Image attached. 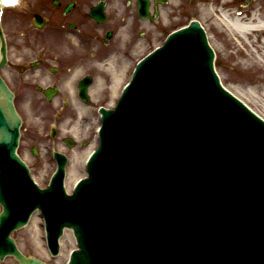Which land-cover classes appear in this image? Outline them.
<instances>
[{"label": "water", "instance_id": "water-1", "mask_svg": "<svg viewBox=\"0 0 264 264\" xmlns=\"http://www.w3.org/2000/svg\"><path fill=\"white\" fill-rule=\"evenodd\" d=\"M214 61L198 22L142 61L118 107L101 108V144L72 194L66 155L44 189L18 156L22 121L0 85V260L47 264L11 237L40 210L54 256L73 230L68 264H264V121Z\"/></svg>", "mask_w": 264, "mask_h": 264}, {"label": "flooded vegetation", "instance_id": "flooded-vegetation-1", "mask_svg": "<svg viewBox=\"0 0 264 264\" xmlns=\"http://www.w3.org/2000/svg\"><path fill=\"white\" fill-rule=\"evenodd\" d=\"M0 4V64L4 43L7 49L0 76L14 93L23 120L21 143L39 155L52 149L42 148L49 139L56 140L57 150L85 152L92 139L85 138L84 126L94 117L87 120L84 108L95 102L100 108L107 98L98 97L99 92L119 88L129 74V59L156 48L182 26L199 21L212 36V21L205 15L208 7L219 12L238 7L241 19L255 21L257 27L247 38L255 44L264 71V0H143L142 16L140 0ZM81 89L87 91L86 98ZM94 125L88 126L91 137L97 134ZM64 126L71 134L60 137Z\"/></svg>", "mask_w": 264, "mask_h": 264}, {"label": "rangeland", "instance_id": "rangeland-1", "mask_svg": "<svg viewBox=\"0 0 264 264\" xmlns=\"http://www.w3.org/2000/svg\"><path fill=\"white\" fill-rule=\"evenodd\" d=\"M231 2L232 0H229V4ZM169 9L170 8H168V10ZM224 11H229L228 13H230L231 16L241 17L238 7L229 6V9L225 7ZM205 15L212 21L214 34L211 37V43L219 55L220 66L217 67V71L219 72L224 85L264 118V71L262 70L260 62L258 63L259 57L255 44L251 40L244 39L236 32L224 27L219 20V10L216 7L206 8ZM148 52L149 51L141 50L138 55L129 59V79L138 61ZM119 90L120 87L112 92L101 91L99 92L98 97H102V99L107 98L106 102L102 103L105 107H115L117 96L121 93ZM97 107L98 105H96V102L93 103V105L89 107V110L92 111V113H89L88 115L86 113L85 115L87 116V120H91L92 117H94L92 121L86 123V126H84L86 131H84L85 138L88 137L89 139H92L89 148L85 150V152H82L79 149L70 152L67 149L63 150L65 153H68L70 158L66 179V189L69 193H72L74 185L79 179L87 176V159L90 153L98 145V138L96 135L95 137H91L88 133V129H92V127H88L90 124L94 123V127L99 125L100 116ZM37 122L39 123V121ZM63 132L64 133L61 134L60 137L71 134L69 128L67 129V126H64ZM52 143L53 140L49 139L45 142L42 148L46 149L47 146H50ZM20 154L31 168L33 177L41 187L48 186L51 177L57 168L53 157L49 155L48 152L46 153V151L39 157H35L25 143H23L22 148L20 149ZM74 167L76 168L77 174L71 188L69 189L67 186V180ZM36 215H39L37 226L30 224L26 229L14 234L20 249L25 254L35 255L46 261L48 264H67L70 252L76 248L72 232H67L68 235L63 240L61 254L58 257H53L48 250L42 215L40 213L35 214V216ZM64 242L66 246H63ZM0 264L19 263L14 258H8L4 262H0Z\"/></svg>", "mask_w": 264, "mask_h": 264}, {"label": "bare ground", "instance_id": "bare-ground-1", "mask_svg": "<svg viewBox=\"0 0 264 264\" xmlns=\"http://www.w3.org/2000/svg\"><path fill=\"white\" fill-rule=\"evenodd\" d=\"M220 15V20L222 21V25L234 32H236L238 35H240L241 37H243L244 39H247V36L255 30V28L257 27V24L255 23V21H247V20H243L240 17H235V16H231L230 13L221 10L219 12ZM116 91V90H115ZM84 112L89 113L90 110L89 108H84L83 110ZM81 122L79 121L78 124H80ZM77 174L76 168L74 167L72 169V173H70L68 180H67V186L70 189L73 181L75 179V176ZM38 219H39V215H36L33 218V222L32 224L36 225L38 224ZM68 233H66V235L63 237L62 239V244H63V240L65 237H67ZM41 238V237H39ZM65 242H64V245ZM43 247V246H42Z\"/></svg>", "mask_w": 264, "mask_h": 264}]
</instances>
